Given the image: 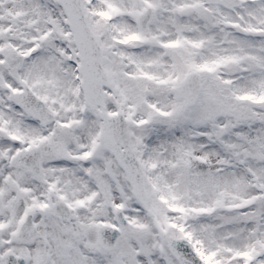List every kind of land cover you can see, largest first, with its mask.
<instances>
[{
  "label": "snow or ice",
  "instance_id": "obj_1",
  "mask_svg": "<svg viewBox=\"0 0 264 264\" xmlns=\"http://www.w3.org/2000/svg\"><path fill=\"white\" fill-rule=\"evenodd\" d=\"M0 264H264V0H0Z\"/></svg>",
  "mask_w": 264,
  "mask_h": 264
}]
</instances>
